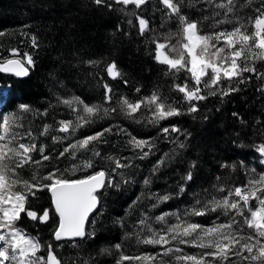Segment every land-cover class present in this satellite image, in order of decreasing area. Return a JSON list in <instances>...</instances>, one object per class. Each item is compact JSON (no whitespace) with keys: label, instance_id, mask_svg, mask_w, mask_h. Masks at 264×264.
Segmentation results:
<instances>
[{"label":"trees","instance_id":"obj_1","mask_svg":"<svg viewBox=\"0 0 264 264\" xmlns=\"http://www.w3.org/2000/svg\"><path fill=\"white\" fill-rule=\"evenodd\" d=\"M235 4L236 13L231 17L233 22L216 28H213V24L222 16H213V11L222 10L210 7L205 0H183L181 14L196 21L201 33H208L236 26L237 17L248 22L253 20L257 15L256 9L264 4V0H235ZM252 7L255 9L252 10ZM137 16L148 21V30L143 35L137 24ZM0 31L5 33L0 36L2 54L9 58L10 49L16 48L19 54L27 52L35 60V66L30 68L27 77L17 78L13 74L0 73V85L6 86L3 96L5 110L18 113V105L23 102L42 112L49 108L50 102L58 104L55 93L65 98L76 95L88 104L103 103V85L106 83L112 89V100L104 106L115 108L116 111L95 124L78 129L73 139H81L113 124H119L137 139L157 138L160 149L148 159H136L134 163L139 165L138 168L125 170L134 176L135 183L122 184L120 189L107 188L101 192V203L86 225L91 232V221H96L94 237L56 241L53 231L57 217L51 209L48 192L46 189H33L36 195L29 196L27 207L38 216L44 209H49L50 218L41 223L38 219L32 220L26 213H22L17 226L40 241L42 248L39 255L46 256L48 244L53 246L54 254L61 264H83L84 260H88L89 264H116L121 251L130 257L162 253L159 245L138 244L135 236L125 238L126 232H132V224L139 218L141 209L147 210V205L154 201H145L131 209L132 214L126 217L123 227L117 221L126 216L129 205L140 194L143 179L152 165L171 147L160 133L163 127L174 125L181 131L190 133L189 147L176 162L162 169L151 190L160 194L177 193V182L184 183L180 177L187 173L190 162L197 161V166L183 195L174 196L152 210L150 215L153 217L163 212L181 210L182 205L191 206L194 202L192 194L203 188H211L217 183V176L225 184L247 182L249 175L240 166V161L243 160L249 168L254 166L255 147L258 143H264V76L258 78V74H264V60L255 62L256 73H244L247 82L239 85V91L230 93L223 99L217 94L208 96L203 101H193L199 109L196 113L170 117L153 125L148 123L151 113L146 108L142 107L135 114V119L122 114L120 98L135 100L150 96L156 90L170 101H177L178 106L186 113L188 104L183 100V93L175 90L173 85H183L187 81L189 87L193 86L190 73L181 70L179 73L165 75L168 67L154 59V38L170 44L181 34L178 17L169 15V10L161 0H146L140 8L133 4H117L115 0H103L99 5L95 0H0ZM22 32L29 35L24 36ZM32 35L37 37L38 47L32 46ZM165 37H168L167 41ZM88 60L100 63L90 66L87 64ZM113 62L121 73L116 79L109 77L106 70L107 65ZM223 86L228 87V82L225 81ZM137 88L140 89L139 92L136 91ZM233 113L237 115L233 116ZM21 115L25 125L22 131L31 126L38 137L37 144L47 145L45 154L53 157L51 161L43 162L41 175L49 172L52 167L70 168L77 162L67 157L55 159L63 149L51 150L50 135L39 136L44 123L58 127L56 120L73 118L66 107L59 105L55 109H49L47 116H33L32 113ZM170 135L175 137L178 134ZM127 138L106 135L108 143H100L97 147L103 155L131 156V149L124 143ZM180 139L184 140V136H180ZM87 155L90 153H78V159ZM37 156L38 153L34 152L33 158L36 159ZM49 163L54 166L47 165ZM221 163H235L237 167L234 170L221 168ZM100 166L102 165L98 161L97 169ZM35 170L32 166H25L20 173L23 178L30 179ZM89 171L88 174L91 173ZM116 179L119 180V177ZM174 222V219H170V223ZM116 244L121 245V250L115 248ZM102 248H108L109 252L102 253ZM172 254L158 256L157 261L152 264H158L160 259L167 262ZM122 264L146 262L129 260Z\"/></svg>","mask_w":264,"mask_h":264},{"label":"snow or ice","instance_id":"obj_2","mask_svg":"<svg viewBox=\"0 0 264 264\" xmlns=\"http://www.w3.org/2000/svg\"><path fill=\"white\" fill-rule=\"evenodd\" d=\"M115 2L124 6L133 4L140 8L146 0H115ZM182 2L183 0H161L169 10V15L178 17L182 39L177 45L161 43L156 38L153 42L156 44L154 59L157 63L168 67L165 75L179 73L181 70L190 73L192 87H189L187 81L183 85H173L175 90L183 93V100L188 104L187 111L185 113L178 106L177 101H170L168 97L154 90L150 96L135 100L120 98V111L128 118L135 119V114L142 107L151 113L148 123L153 125L170 117L196 113L199 109L193 101H203L208 96L217 94L223 99L230 93L239 91V85L247 82L244 73H256L255 62L264 60V4L256 9L257 15L254 21L249 20L254 27L251 33L248 32V24L241 22L237 17L236 26L230 31L225 29L202 34L196 21H191L181 14ZM205 2L214 9L222 10V12L213 11V16H222L215 21L213 28L233 22L231 17L236 13L235 0H219V2L205 0ZM95 3L102 4L103 0H95ZM137 20L143 35L148 30V21L139 16ZM21 34L29 35L27 32ZM4 35L5 33L0 31V36ZM164 39L167 41L168 37ZM31 40L32 46L38 47L35 35H32ZM165 49L177 54L170 56ZM10 53L13 57L19 56L16 48H11ZM99 63L96 60L87 61L90 66ZM34 66L35 60L27 52L22 59L8 57L0 59V73L13 74L17 78L29 76V70ZM106 70L113 79L121 75L115 62L108 64ZM260 76L264 74H258V78ZM225 81L228 82V87L223 86ZM103 87L105 89L103 103L88 104L79 96L72 95L65 98L55 93L58 104L50 102L49 108L42 112L23 102L18 105V113L4 112L0 109V264H61L51 244H48L46 258L38 255L42 248L40 241L17 226L22 213H26L32 220L38 219L41 223L49 220V209H44L43 214L38 216L35 211L27 207L29 196H35L36 191L46 189L51 195L52 206L58 217V225L53 231L56 241L94 237L96 221H91L93 225L91 232L87 230L86 225L101 203V192L107 188L120 189L122 184L135 183L134 176L129 175L125 170L138 168L139 165L134 163L136 159L145 160L160 151L157 138L137 139L119 124H113L81 139H73L78 129L95 124L116 111L115 108L104 106L112 100L110 95L112 89L106 83ZM136 91L139 92L140 89L137 88ZM0 104H3L2 95H0ZM59 105L66 107L73 118L56 120L58 127L44 123L39 136L51 135L53 144L71 141L55 159L67 157L78 162L73 163L70 168L55 167L52 171L41 175L43 162L51 161L53 157L51 154H45L47 145L37 144L38 137L31 126L26 131H22L25 125L22 123L21 114L47 116L49 109H55ZM236 115L237 113H233V116ZM53 119L55 120V117ZM160 133L171 147L152 165L143 179L140 194L129 205L126 216L117 222L123 227L126 217L132 214L131 209L145 201H154L147 205V210L141 209L139 218L132 224V232H126L125 238L135 236L138 244L159 245L163 251L131 257L121 251L116 264L129 260L152 264L153 261H157L158 256H168L170 253L177 254L175 255L177 264H264V171L257 172L255 166L249 168L243 160L240 161V166L249 175L246 183L225 184L221 182V177L217 176V183L211 188H203L192 194L194 202L191 206L185 207L182 211L177 209L154 217L150 215L152 210L173 199L174 196L183 195L188 182L193 179V170L197 166V161L190 162L187 173L180 177L184 183L177 182L179 187L177 193L160 194L158 191H152L151 186L154 180L158 179L162 169L176 162L189 147L188 139L191 135L174 125L161 128ZM170 133L178 135L173 137ZM106 135L127 136L124 143L131 149L132 155H103L97 145L108 143L105 139ZM180 136H184V140H181ZM255 151L259 163L264 165V143L258 144ZM34 152H39L40 159L33 158ZM81 152L90 155L78 159V153ZM98 161L102 166L96 170ZM25 166L36 169L30 179H25L20 174V170ZM220 167L234 170L237 165L221 163ZM90 169L91 173L87 174ZM77 172L86 174L73 178ZM116 177H119V180ZM210 213H219L210 225L206 226L192 219ZM221 216L224 217L223 220ZM170 219H174L175 222L170 223ZM180 245L198 248L200 251L187 254ZM115 248L119 251L121 245L116 244ZM101 252L107 253L109 249L102 248ZM83 264H89V261L84 260ZM158 264H165V261L160 259Z\"/></svg>","mask_w":264,"mask_h":264},{"label":"rangeland","instance_id":"obj_3","mask_svg":"<svg viewBox=\"0 0 264 264\" xmlns=\"http://www.w3.org/2000/svg\"><path fill=\"white\" fill-rule=\"evenodd\" d=\"M252 10H254L255 8L254 7H252L251 8ZM254 19H255V16H254V18H253V20L252 21H254ZM241 22H244V23H247L248 24V32L249 33H251L252 31H254V27H253V24L252 23H249L248 22V20H246V19H242L241 20ZM235 27V26H234ZM232 28L233 27H230V28H227L226 30H232ZM221 30V29H220ZM220 30H213V31H220ZM225 30V29H224ZM213 31H208V33H210V32H213ZM203 34V33H202ZM182 39V36H181V34L180 35H177L176 37H175V39H174V41L172 42V43H170V45H177V42L179 41V40H181ZM158 42H161V43H165V42H162V41H158ZM155 49H156V44H155ZM155 49H154V56H155ZM165 51L166 52H168V54L170 55V56H175L177 53H175V52H171V51H169L168 49H165ZM24 53L25 52H23L22 54H19V56L18 57H15V58H23V55H24ZM4 57H6L5 56V54H2V52L0 51V59L1 58H4ZM11 57H13L12 56V54H11V56H9V58H11ZM110 64V63H109ZM107 68V67H106ZM5 90H6V86H3V85H0V95H2V96H4V94H5ZM0 109H3V111L4 112H7V110H5L4 108H3V104H0ZM59 135H63V134H59ZM26 142V141H25ZM69 142H71V141H69ZM68 141H64L63 143H55V144H53V142H52V139H51V135H50V141H49V145H50V147H51V150H60V149H63L68 143H69ZM263 143V142H262ZM258 144H260V143H258ZM257 144V145H258ZM53 147V148H52ZM36 153H38V156H37V158L36 159H40V154H39V152H36ZM253 161H254V166H255V168H256V171L257 172H261V171H264V165H261L260 163H259V157H258V154L256 153V151H255V155H254V157H253ZM78 162V161H77ZM76 163V162H75ZM47 165H49V166H51V165H53V164H51V163H49V164H47ZM48 166V167H49ZM54 166V165H53ZM53 170V167L49 170V171H52ZM96 170H99V169H96ZM92 171V170H91ZM91 171H89V173L91 172ZM21 174V173H20ZM85 173H83V172H77V174L75 175V177H73V178H79L80 176H82V175H84ZM88 174V173H87ZM253 203V205H255V201H253L252 202ZM186 206L185 205H182V207H181V211L185 208ZM44 211V210H43ZM43 211L41 212V214L40 215H42L43 214ZM217 215H219V213H210V214H208V215H205V216H201V217H193L192 219L195 221V222H198V223H201V224H204V225H210L211 223H212V221L214 220V219H216V217H217ZM224 219V217H222L221 216V220H223ZM246 231H247V229H245ZM28 234H30V233H28ZM31 235V234H30ZM33 236V235H32ZM180 247L184 250V252L185 253H187V254H195V253H197V252H199L200 251V249H198V248H194V247H191V246H187V245H180ZM39 255V254H38ZM175 255H177V254H175V253H173L171 256H170V259L169 260H167V262H165V264L166 263H168V264H177V261L175 260ZM45 258L47 257V254H46V256H44Z\"/></svg>","mask_w":264,"mask_h":264},{"label":"water","instance_id":"obj_4","mask_svg":"<svg viewBox=\"0 0 264 264\" xmlns=\"http://www.w3.org/2000/svg\"><path fill=\"white\" fill-rule=\"evenodd\" d=\"M11 58H15V57H11ZM48 192V191H47ZM48 195H49V198H50V205H51V209H52V211L55 213V211H54V208H53V206H52V200H51V195H50V193L48 192ZM56 215V214H55ZM56 217H57V215H56ZM58 225V217H57V223H56V226ZM56 228V227H55Z\"/></svg>","mask_w":264,"mask_h":264},{"label":"crops","instance_id":"obj_5","mask_svg":"<svg viewBox=\"0 0 264 264\" xmlns=\"http://www.w3.org/2000/svg\"><path fill=\"white\" fill-rule=\"evenodd\" d=\"M142 18V17H141ZM137 24H138V26H139V21L137 20ZM139 28H140V26H139Z\"/></svg>","mask_w":264,"mask_h":264}]
</instances>
